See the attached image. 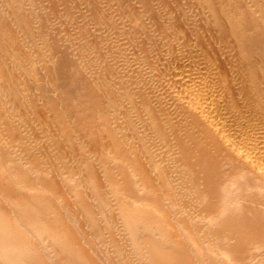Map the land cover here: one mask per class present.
<instances>
[{"label":"rangeland","instance_id":"rangeland-1","mask_svg":"<svg viewBox=\"0 0 264 264\" xmlns=\"http://www.w3.org/2000/svg\"><path fill=\"white\" fill-rule=\"evenodd\" d=\"M0 264H264V0H0Z\"/></svg>","mask_w":264,"mask_h":264},{"label":"bare ground","instance_id":"bare-ground-1","mask_svg":"<svg viewBox=\"0 0 264 264\" xmlns=\"http://www.w3.org/2000/svg\"><path fill=\"white\" fill-rule=\"evenodd\" d=\"M147 216V215H146Z\"/></svg>","mask_w":264,"mask_h":264}]
</instances>
